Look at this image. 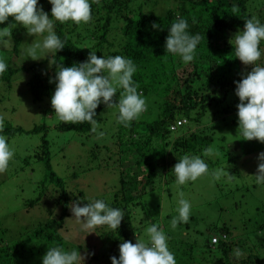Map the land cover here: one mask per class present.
Wrapping results in <instances>:
<instances>
[{
    "label": "trees",
    "instance_id": "obj_1",
    "mask_svg": "<svg viewBox=\"0 0 264 264\" xmlns=\"http://www.w3.org/2000/svg\"><path fill=\"white\" fill-rule=\"evenodd\" d=\"M138 1L100 0L98 6L90 0L92 19L89 23H54V31L65 45L56 54L57 63L71 67L73 64L85 62L89 55L88 49L98 57L123 56L131 59L136 66L132 79L138 85L137 91L140 94L154 93L160 99L156 100V103L159 101L156 118L151 121L137 118L129 127L118 122V107L114 106L115 125L118 130L114 143L118 150L113 155L119 160V187L114 191L111 201L104 202L109 207L121 209L125 216L116 231L104 226L105 233L100 232L105 252L111 257L119 250L121 243H135L130 231L133 218L131 209L139 204L145 206L142 197L153 185L155 178H163L166 184L170 179L175 180L172 168L178 160L184 155L203 156L202 152L210 145L211 137L208 136L207 128L199 127L198 130L192 131L188 129L191 123H201L207 116L209 107L216 108V111L219 109L223 114L236 109L228 98L230 96L232 101L236 102L238 97L235 95L234 82H239L251 71L252 66L246 67L236 58L235 35L237 31H243L244 21L248 18L257 17L261 24H264V0H174L169 6H159L162 13H157L161 12L159 10L146 12L142 9V4L138 5ZM38 3L43 11L51 16V4L48 0H38ZM234 6L238 8L235 13L232 11ZM180 18L187 20V31L190 35L201 36L194 60L187 64L180 56L165 50L169 29L172 23ZM153 24L159 27L153 28ZM117 30L120 35L117 38L112 37ZM20 41V36L15 38L12 48L6 50V55L17 56ZM260 48L264 53V41L261 42ZM2 52L4 51H0V59ZM3 59L7 61L6 57ZM50 59L51 56H48L43 61L29 66L7 65V70L0 75V83L9 88L13 76L18 71L31 72L27 81L28 90L34 102H42L55 91V82L49 83V80L55 76L56 65L49 66ZM44 64L47 65L42 67ZM259 64L264 66V54ZM179 70L186 72L180 74ZM120 91L122 90L117 91V101ZM104 108L105 105L101 103L95 110L97 121L101 119L99 112ZM177 119H185L186 122L172 131L170 125ZM56 127L59 130L93 133V125L89 122L60 123ZM23 132H42L40 149L35 156L44 166V176L36 183L35 196L25 205L28 208L40 207L44 206L42 202L47 205L51 202L59 207V213L54 219L47 218L37 224L19 241L6 244L0 241V264H32L31 260L38 257L43 247L63 246L62 241L65 240H62L60 229L65 227L64 220L69 215L70 202L80 199L79 206L81 202L83 206L88 202V198L82 197L81 190L71 194L65 187L64 179L52 169L50 141L45 124L24 131L20 126L6 123L0 135H4L8 140ZM212 165L213 163L208 164ZM136 166L142 168V176L135 174L133 168ZM51 189L58 192V195L54 191H48ZM262 214L264 217V211ZM247 220L252 221V218ZM260 226L264 227V224ZM207 231L208 237L206 236L205 240L209 246L212 236H218L217 244L208 246V249L217 251L224 258V264H264L258 254L250 252L238 262L230 258L234 243L232 231L227 225H214ZM224 237H227V240ZM108 248L113 251L107 252ZM95 256L104 258L102 255ZM91 259H94V255Z\"/></svg>",
    "mask_w": 264,
    "mask_h": 264
},
{
    "label": "rangeland",
    "instance_id": "obj_2",
    "mask_svg": "<svg viewBox=\"0 0 264 264\" xmlns=\"http://www.w3.org/2000/svg\"><path fill=\"white\" fill-rule=\"evenodd\" d=\"M138 2V5L142 4L144 11L157 12L161 11L159 6L163 4L169 6L174 0H141V3L139 0ZM7 26L12 28V41L0 36V51H4L1 59L6 57L7 65L29 66L45 59L37 61L26 59L25 50L29 44L42 42V36L28 35L22 26L19 24L15 26L12 17H9L5 24H0V28ZM2 31L3 29H0V32ZM118 35H120L119 30L112 34V37L117 38ZM19 36L21 41L17 56L6 55V52L12 48L14 39ZM89 51L91 50L88 49L87 52ZM185 72L179 70L180 74ZM30 76L31 72L20 70L13 76L9 88L0 83V115L5 118L4 124L20 126L24 131L45 124L47 138L50 141L51 167L64 179L66 189L71 191V194L79 190L83 191L82 197L88 198L87 203L98 199L111 201L114 191L119 187L120 170L119 160L113 155L118 150L114 143L118 131L115 125L116 107L104 108L99 112L101 119L95 125L96 132L88 134L59 130L56 125L62 122L51 107V97L45 98L42 102L32 100L27 87ZM142 97L146 101V111L138 119L151 121L158 115L159 101L156 103L158 96L151 93L142 94ZM235 100L236 102H233L230 96L228 98L236 108L234 111L223 114L218 111L219 109L216 111V108L209 107L207 116L202 122L191 123L188 128L192 131L198 130L199 127L207 128L208 136L211 137L208 148L213 149V152L206 155L205 150L202 152L203 156H194L201 157L207 164L213 163L209 166V173L217 169H227L232 177L224 175L219 180H214L209 174L182 186L176 184V179H170L166 184L163 178H155L153 185L142 197L145 206L139 204L131 209L133 218L130 231L135 243L136 240L147 242L149 239L147 228L156 224L167 236L168 248L174 254L177 264H224V258L217 251L208 249L209 245L205 238L208 237L207 229L214 225L225 224L232 231L234 243L230 258L238 262L250 252L258 254L264 260V227L260 226L264 224L262 214L264 184H257L253 176L259 163L258 154L264 152V143L242 140L243 137L238 129L236 107L240 101L239 98ZM185 127L182 128L186 129ZM100 133L103 135L101 136ZM41 134L42 132H23L7 140L9 147L14 150V157L7 171L0 174V241L3 244L21 240L37 224L47 218L54 219L59 213V207L51 202L48 205L42 202L44 206L39 205L40 207L28 208L25 205L35 196L36 183L44 176L43 163L35 156L40 149ZM133 169L136 175H143L141 167L136 166ZM180 192L184 193L183 199L191 204L190 218L188 223H179L176 228H172L171 221L178 216ZM55 194L58 195V192ZM46 199L47 197L44 198ZM73 202L71 201L69 205ZM81 206H83L82 202ZM68 208L69 215L65 217V227L60 229L62 240H65L62 241L64 242L62 247L66 251L78 250L82 255L85 249L93 253L85 259L84 264H111L109 260L111 256L105 252L102 244L104 240L100 237V232L105 233L106 227H97L94 233L87 234L73 217L70 207ZM250 217L252 221L247 220ZM259 227L261 228L258 229ZM48 248L50 246L43 247L38 257L31 260L32 264H42V257ZM236 249L241 255H236ZM112 251L111 248L107 249V252ZM96 254L104 258L97 257ZM93 255L94 259H91ZM114 256L119 258V250Z\"/></svg>",
    "mask_w": 264,
    "mask_h": 264
},
{
    "label": "clouds",
    "instance_id": "obj_3",
    "mask_svg": "<svg viewBox=\"0 0 264 264\" xmlns=\"http://www.w3.org/2000/svg\"><path fill=\"white\" fill-rule=\"evenodd\" d=\"M98 6L100 0H92ZM51 4V16L44 12L38 0H0V24H5L12 17L15 26L19 24L30 36H42L43 40L30 43L26 51V59L33 61L51 56L49 66L56 65V73L49 83L55 82V91L51 96V107L59 121L65 124L89 122L96 132L98 124L96 117L97 107L103 103L106 108L118 107V122L129 127L146 111V101L142 97L132 79L136 66L131 59L123 56L98 57L95 52L89 51L85 62L65 67L57 63L56 54L65 45L54 31V23L74 24L89 23L92 19L90 0H48ZM232 11H238L236 6ZM159 25L153 24V28ZM186 19L180 18L172 23L165 40V50L181 57L184 63L194 60L197 45L201 40L200 34L190 35ZM0 36L11 40L9 26L0 28ZM264 41V24L257 17L244 21L243 31L235 35V56L244 66H252L239 82L236 83L235 95L239 98L237 107L238 129L244 141L256 140L264 143V66H260L262 57L260 48ZM61 60L63 58H60ZM7 70V63L0 59V75ZM118 89L120 98L117 101ZM4 116L0 115V132L4 130ZM102 136L103 133H100ZM213 149H206L205 154H211ZM14 157V150L9 147L7 138L0 135V174L7 171L10 161ZM259 161L256 174L257 184H264V152L258 154ZM176 184L185 185L195 182L198 178L211 175L214 180L222 176L232 177L227 169H217L209 173V166L199 156L184 155L173 166ZM181 199L177 209L178 216L171 221L172 228L179 223H188L191 204ZM73 217L82 225L87 234L94 233L95 228L107 226L117 230L124 218V212L119 208L109 207L103 200H95L79 206V200L69 205ZM55 210V209H54ZM56 211V210H55ZM83 218V219H81ZM148 241L132 243L125 241L119 245V258L110 257L111 264H177L174 254L169 250L167 236L156 224L147 228ZM218 238L217 235H213ZM212 236V237H213ZM212 239V238H211ZM219 239V238H218ZM227 240V237H224ZM218 241L210 242V247ZM93 253L82 255L78 250L66 251L62 246L48 248L42 257V264H84L85 259ZM239 256L241 253L236 252Z\"/></svg>",
    "mask_w": 264,
    "mask_h": 264
},
{
    "label": "built area",
    "instance_id": "obj_4",
    "mask_svg": "<svg viewBox=\"0 0 264 264\" xmlns=\"http://www.w3.org/2000/svg\"><path fill=\"white\" fill-rule=\"evenodd\" d=\"M185 122H186L185 119H177V120H175V122H173L170 125V129L172 131H175V130L178 129L179 126L183 125ZM213 240L218 241V238L216 236H213L212 239H211L212 243H213Z\"/></svg>",
    "mask_w": 264,
    "mask_h": 264
}]
</instances>
